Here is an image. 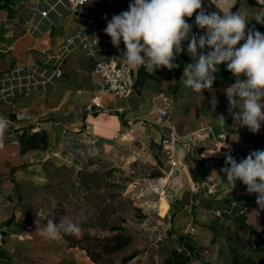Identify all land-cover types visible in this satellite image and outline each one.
<instances>
[{
    "label": "crops",
    "instance_id": "crops-1",
    "mask_svg": "<svg viewBox=\"0 0 264 264\" xmlns=\"http://www.w3.org/2000/svg\"><path fill=\"white\" fill-rule=\"evenodd\" d=\"M130 2L132 0H89L83 6H89L88 12L80 8L77 14L70 16L61 9L62 17L52 13L51 25H44L43 32L34 39L25 33L26 21L31 16L30 0H0V72L15 63H40L47 50H58L65 38L79 27L90 30L96 38L97 27L107 25L113 15L128 10ZM236 3L235 12L239 10L249 19L246 32L254 28L264 34V23H260L264 22V0H227V6L222 5L221 9L216 8L217 0H204L203 7L209 13L222 15L220 10L227 11ZM195 15L185 19L193 25L194 34L203 35L205 30L195 26ZM187 44L185 41V51L174 60L178 67L171 71L163 67L137 66L135 89L127 100L102 93L101 106L92 105L93 97L100 95L90 78L95 60L78 49L65 58L60 77L18 95L12 103H0V117L9 121L0 147V232L4 236L0 243V264H77L82 257L90 264L86 252L78 245L73 246L62 233L63 229L61 239L49 240L45 238L44 226L53 217L57 224H68L64 214L57 212L67 204L61 199L66 196L62 192H75L76 196L83 183L74 176L63 177L66 169L76 168L77 175L88 166L90 159L94 160L116 142L131 143L130 138L141 123L149 127L151 138H160L159 142L171 127L175 128L180 138L176 150L181 157L187 154L191 159L192 170L185 168L189 176L191 173L194 185L200 180L192 178L195 177L192 157L207 159L212 171L201 182L214 183L215 165L225 160L222 153L225 141L234 145L232 156L237 162L252 150L264 149V124L258 133H252L239 125L238 117L235 119L228 112L229 102L224 90L235 83L236 77L227 71L225 64L219 65L213 88L204 90L203 97L185 86L186 57H191ZM10 45L14 48L9 49ZM113 48L115 57L122 58L126 50L123 42L119 48L114 45ZM197 51L206 54L210 49L206 46ZM154 101L169 109L168 123L156 122ZM234 111L238 113L239 109ZM220 115L225 117L223 126L216 119ZM228 117L233 119L228 121ZM150 120H154L156 127ZM230 128L235 131L230 132ZM20 135H34L41 140L37 141V146L23 152ZM188 193L192 195L190 190ZM186 206L191 207L187 202L185 209Z\"/></svg>",
    "mask_w": 264,
    "mask_h": 264
},
{
    "label": "rangeland",
    "instance_id": "rangeland-1",
    "mask_svg": "<svg viewBox=\"0 0 264 264\" xmlns=\"http://www.w3.org/2000/svg\"><path fill=\"white\" fill-rule=\"evenodd\" d=\"M80 8L88 12L89 6ZM66 14L70 16L74 13L67 11ZM232 119L228 117V121ZM154 123V120L151 121L153 127H156ZM135 130L130 138L131 143L116 142L94 160L90 159L88 166L77 175L74 173L76 168L71 166L72 169H66L67 174L63 177H77L79 183L83 184L76 196L73 194L75 192L72 195L62 192L66 196L60 198L67 204L57 212L63 213L68 223H80V233L72 234L77 245L83 251L88 250L91 255H98L103 264H164V259L173 248H179L178 251L185 249L184 242L195 249L189 264H230L228 245L231 244L250 253L252 234L249 226L256 231H264V209L257 205L256 194H249L241 181L237 180L234 188L227 183V178L220 171L225 167V160L215 165L216 191L213 194L205 196L202 193L192 197L187 190L184 191L182 208L170 217L166 216L164 197L160 200V212L148 215L137 209L134 204L137 203V195L135 197L136 192L132 187L129 188V184L135 180L144 183L143 179L152 177L151 174L158 171L160 176H164L171 165L172 154L160 146L158 136L151 138L152 134L148 132L150 129L145 123H141ZM229 131L235 130L230 128ZM173 154L176 160L182 158L181 164L189 171L192 170L193 164L187 154L181 157L177 150ZM64 173L65 170L62 175ZM186 202L191 207L186 206L185 209ZM214 202L217 208L213 207ZM219 211L223 212L220 217ZM173 230L178 232L173 234ZM116 235H122L129 242L118 250L108 251L104 247ZM131 254L135 256L125 260ZM88 258L90 264H95L90 256ZM76 263L86 264L85 257Z\"/></svg>",
    "mask_w": 264,
    "mask_h": 264
},
{
    "label": "clouds",
    "instance_id": "clouds-1",
    "mask_svg": "<svg viewBox=\"0 0 264 264\" xmlns=\"http://www.w3.org/2000/svg\"><path fill=\"white\" fill-rule=\"evenodd\" d=\"M203 5L204 0H132L128 10L113 15L110 20L105 17L104 32L117 48L123 42L126 50L122 58L131 67H163L171 71L178 67L174 60L185 51L184 42L188 41L186 50L197 59L184 68V84L202 97L204 90H212L219 65L225 64L227 71L236 77L235 83L224 90L228 112L239 118L240 126L258 133L264 124V34L254 28L246 32L249 19L239 10L233 13L234 6L220 10L221 15L207 12ZM222 5L227 6V0H217L216 8L221 9ZM194 13L195 26L205 30L203 35L194 34L193 25L185 19ZM206 46L210 51L198 53V49ZM237 108L238 113L234 111ZM216 119L225 125L223 115ZM8 126L7 118L0 117V147ZM220 171L233 188L239 180L249 194L255 193L257 205L264 209V149L250 151L239 162L225 153V167ZM62 229L65 233L79 234L81 226L78 221L62 226L53 217L44 226L45 238L61 239Z\"/></svg>",
    "mask_w": 264,
    "mask_h": 264
},
{
    "label": "built area",
    "instance_id": "built-area-1",
    "mask_svg": "<svg viewBox=\"0 0 264 264\" xmlns=\"http://www.w3.org/2000/svg\"><path fill=\"white\" fill-rule=\"evenodd\" d=\"M89 0H30V19L26 22L25 33L36 39L43 32V27L51 25V14L54 13L58 17H62L64 11L78 13V9L84 6ZM107 25H99L97 27L98 35L94 38L92 32L88 29L79 27L70 33L58 50H47L40 63L24 65L15 63L9 69L0 72V103H12V101L20 94L29 92L30 90L44 86L48 82H52L62 75V67L65 58L72 51L81 49L88 57L94 58L95 64L91 71V81L97 87V93L93 97V104L101 106V94L108 93L115 99H129L135 89L136 78L134 71L136 67L126 65L123 58H117L114 55V48L111 38L105 34L104 29ZM9 49L14 46L10 45ZM81 93L80 90L77 91ZM163 99H165L163 97ZM91 105V106H92ZM90 106V107H91ZM153 109L155 110V120L158 124L168 123L167 117L169 109L161 106L154 101ZM225 139L224 135H220ZM163 146L171 152V165L164 176L148 177L142 180H135L129 184V188L134 190L135 197L137 195V203H134L138 210L144 214L152 215L160 212V200L164 197V192L170 180V171L177 166L179 160L174 157L177 144L180 142L179 135L175 128H170V133L163 139ZM224 153L232 155L234 153V145L225 141ZM137 184L139 187H137ZM137 188V189H135ZM205 188V189H204ZM216 191V184L211 181H204L200 184H191L190 192L193 196L212 194ZM218 211V210H217ZM220 215V211L218 212ZM218 215V216H219ZM31 228V226H27ZM0 232V243L3 239Z\"/></svg>",
    "mask_w": 264,
    "mask_h": 264
},
{
    "label": "trees",
    "instance_id": "trees-1",
    "mask_svg": "<svg viewBox=\"0 0 264 264\" xmlns=\"http://www.w3.org/2000/svg\"><path fill=\"white\" fill-rule=\"evenodd\" d=\"M236 8H237V3L231 9V11L234 13ZM186 58H187L188 64L195 63L197 59L192 56L189 58L188 57ZM31 136H33V138ZM31 136L20 135V139H22L21 143L24 145V148L22 149L23 152H25L29 148H34L35 146H37V141L41 140L40 137H36L34 135H31ZM159 143H160V146L163 147L162 140ZM192 160L195 162V166L193 170V173L195 174L194 178L200 181L205 180L207 178V175H209L212 171V167L208 164L207 159L205 158L193 159L192 157ZM160 175L161 174L159 171L151 174L152 177H158ZM221 213L219 217L221 216ZM249 229L252 234V240H251L252 243L249 248L251 252L246 253V251H244L243 248L242 250L240 247H237L236 244L228 245V249L230 252V258H231L230 264H264V231L263 230L256 231L250 226H249ZM171 231L172 230L170 229V232ZM65 237L68 240H70L73 246L78 244L76 243L72 234L67 233L65 234ZM189 237L191 238V235H189ZM237 241L239 242V240H236V242ZM128 242H129V239L122 238V235H116L115 237L111 239L110 243L106 245L104 248H106L108 251H115V250L122 248ZM183 246L185 247V249L182 251H178L179 248L178 249L173 248L171 253L164 259V264H189V262L191 261L192 255L195 254V249L188 242H184ZM85 252L88 256H90V259L95 264H103L100 261V257L98 255H91L88 250H86ZM134 256H135L134 254L126 256L125 260H130Z\"/></svg>",
    "mask_w": 264,
    "mask_h": 264
},
{
    "label": "water",
    "instance_id": "water-1",
    "mask_svg": "<svg viewBox=\"0 0 264 264\" xmlns=\"http://www.w3.org/2000/svg\"><path fill=\"white\" fill-rule=\"evenodd\" d=\"M191 188V178L183 164L173 167L170 171V180L164 192V198L168 202L166 216L170 217L173 213L182 208V193ZM166 217V218H167ZM176 230H173L175 234Z\"/></svg>",
    "mask_w": 264,
    "mask_h": 264
},
{
    "label": "bare ground",
    "instance_id": "bare-ground-1",
    "mask_svg": "<svg viewBox=\"0 0 264 264\" xmlns=\"http://www.w3.org/2000/svg\"><path fill=\"white\" fill-rule=\"evenodd\" d=\"M164 199H165V198H164ZM165 201H166V204H167V210H168V202H167V200H166V199H165ZM167 210H166V211H167Z\"/></svg>",
    "mask_w": 264,
    "mask_h": 264
}]
</instances>
